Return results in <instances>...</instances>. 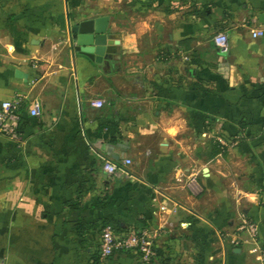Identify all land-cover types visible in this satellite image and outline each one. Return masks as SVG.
I'll list each match as a JSON object with an SVG mask.
<instances>
[{"label": "crops", "instance_id": "obj_1", "mask_svg": "<svg viewBox=\"0 0 264 264\" xmlns=\"http://www.w3.org/2000/svg\"><path fill=\"white\" fill-rule=\"evenodd\" d=\"M102 16L114 50L97 62L69 28ZM261 25L264 0H0V104L20 98L18 139L0 136V260L137 264L100 257L109 224L153 235L149 264H261L233 245L242 217L264 245Z\"/></svg>", "mask_w": 264, "mask_h": 264}, {"label": "built area", "instance_id": "obj_2", "mask_svg": "<svg viewBox=\"0 0 264 264\" xmlns=\"http://www.w3.org/2000/svg\"><path fill=\"white\" fill-rule=\"evenodd\" d=\"M251 35L253 37H264V25L251 29ZM214 43L223 47L227 43V35L223 32L217 33L213 38ZM20 98H16L13 101H4L0 104V136L9 139H18L19 130L17 124V115L15 110L17 108ZM90 104L95 107H101L103 105L102 99H93ZM29 114L33 117H41L42 105L39 100L33 99L30 104ZM124 165H130L132 160L129 158L123 159ZM103 169L108 174H113L118 166L111 161L103 162ZM189 187L193 189V186L189 184ZM239 235L233 240V245L238 246L241 243L251 242L253 245V251L257 253L259 261L264 264V245L259 243V229L257 223L254 221L242 217L240 224L237 228ZM240 233H245L246 238H242ZM153 235L146 231L136 233L134 231L118 232L111 225L106 224L101 228L99 235V249L98 253L100 257L106 258L113 255L118 251H135L138 255L137 264H149L153 256ZM0 264H4L0 260Z\"/></svg>", "mask_w": 264, "mask_h": 264}, {"label": "water", "instance_id": "obj_3", "mask_svg": "<svg viewBox=\"0 0 264 264\" xmlns=\"http://www.w3.org/2000/svg\"><path fill=\"white\" fill-rule=\"evenodd\" d=\"M107 23L108 17L102 16L70 27L69 39L73 49L97 62H101L106 54L113 53L107 38Z\"/></svg>", "mask_w": 264, "mask_h": 264}, {"label": "trees", "instance_id": "obj_4", "mask_svg": "<svg viewBox=\"0 0 264 264\" xmlns=\"http://www.w3.org/2000/svg\"><path fill=\"white\" fill-rule=\"evenodd\" d=\"M219 151H220V147L218 145H213L211 154H216Z\"/></svg>", "mask_w": 264, "mask_h": 264}]
</instances>
